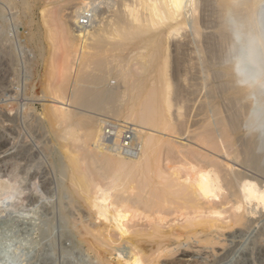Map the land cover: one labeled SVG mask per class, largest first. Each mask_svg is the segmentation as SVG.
Masks as SVG:
<instances>
[{"label": "bare ground", "instance_id": "1", "mask_svg": "<svg viewBox=\"0 0 264 264\" xmlns=\"http://www.w3.org/2000/svg\"><path fill=\"white\" fill-rule=\"evenodd\" d=\"M97 1L99 3L98 5L103 4L101 2L102 0L76 1L78 4L76 5L75 3L74 6L76 7H73V9H76L73 11L71 8L73 13H71V11L65 13L63 12L64 8H62L64 14H72V28H69L66 23H61L63 19L60 14L62 12H60V14L59 12L58 14L56 13L57 17L55 19L60 23L59 28L64 35V42L62 41L61 44L64 43L65 57L62 67H60L61 70L58 69L60 70L59 73H77L74 81L75 83H73L74 89L71 91L72 93L69 94L68 101L81 108L91 110L93 116L83 121L79 119L80 114L70 112V110L62 107L63 105L59 107L49 106L50 108H48V113L46 115L52 123L54 122L60 127L65 126L63 127L64 129L60 130L58 136L65 139L66 142L73 141L77 144V142L80 141L77 134L78 130L82 129L85 131V138L92 144L94 151V153L88 157L90 159L89 162L92 161V165L95 166L96 169L98 167L99 170H101L100 172H96V179L91 181L92 179L90 180L88 178L89 175L86 174V171H83L84 167L82 168V165L84 164L81 165V154L79 155L78 152L75 154L71 151L69 145H67L68 142L65 147L69 153L68 161L72 171L71 182L76 188L75 191L82 194V198L88 206V209H94L95 214L99 218L108 219L110 213L112 215V212L109 211L110 204H108L111 199V191L117 192L118 196H116V194L114 195L117 197L116 201L124 203L128 208L133 205L143 206L150 211L158 209L159 212L166 210V208H170L171 210H178L182 214L184 211H192L199 215L207 210H210L212 214H219L217 211L218 209L216 210L213 206H205L202 200H208L213 196L217 197L218 191L226 189V191H229L230 197H232V213L234 214L233 224L228 228H233V226L240 228L245 227L248 221L250 225L253 224L250 221L251 219H247L245 210L248 205L252 204L258 209L261 208V210H264V186L259 185V181L254 176L241 174L238 169L234 168L236 165L234 162H239L243 164V166L246 165L245 167H251V169H259L264 173V88L250 90L242 87L238 83V78L230 62V53L235 45V31H239L244 36L251 35L264 38V0H215V2L214 0H120V3L116 2L114 6H112L116 9L112 11V14L110 13L111 16L104 18V21L102 20L101 22L98 20L100 24L92 27V25L95 24L94 19L98 15ZM211 3L213 4L211 5ZM209 6L212 8V10L210 9L211 12L206 9ZM112 7L110 6V9ZM203 7L204 10L202 9ZM65 9L67 10L68 7ZM55 10L57 9L55 8ZM45 11L46 8L41 15H43ZM51 11H49V14ZM202 12L210 13V15H208L209 17H213V20H205L202 15L200 16ZM63 17L66 18L65 16ZM50 18L54 19L52 16ZM47 21L50 22L48 19ZM69 22L72 21L69 20ZM191 23L194 26V35L198 38L201 37L204 28H210V26L215 28L216 34L211 35V32H209L208 35L207 32H205L207 35L205 37V42H208V44L206 43L204 45H207L205 50V53H208V59L206 61L207 66L214 70V73L211 72V75L213 74L212 77L220 81L218 85L215 84L217 87L215 86L210 89L211 94H214L209 97L212 101L208 104L203 103L204 105L201 107L199 106V108H202L205 120L200 127L201 132L197 135V139L199 138L198 141H200L202 146L216 151L218 154H223L226 159H223L224 156H221L223 160H214L210 155L203 154L202 152H191L189 153V157H192L195 161H206L208 165L207 169L198 170L196 168L197 171L195 167L192 166L191 169L188 168L189 171L182 176L179 168L171 167L166 171L161 165V167L156 166V162H159L160 154L166 147L169 148L170 151L171 149H178L176 146L178 145L176 144L177 140L175 141L173 139V135L179 134L180 122L178 123V127L175 123L176 121L174 122L175 117L172 113L174 106L172 102L173 83L170 73L179 72L181 67V61H179L181 55L179 56V54L176 53L177 55L175 56L172 47L173 41L179 36H182V32H186ZM68 24L70 25V23ZM43 28L47 27L44 26ZM50 31L53 32L51 28L49 32H46L49 34ZM6 35L8 36V34ZM0 46H2V44ZM262 57H264V53H262ZM185 60L186 58L184 61ZM194 65L196 64L194 63ZM262 66H264V60H262ZM53 70L54 69H52V71ZM195 70L200 71L197 69ZM112 73L121 74L112 78L110 77ZM196 76L197 75H195V78H197ZM59 77L62 76L59 75ZM69 78L70 76L67 81ZM148 80H150L149 84L147 83ZM63 82L64 81L55 87L48 88L46 91L60 104H63L68 91L66 89L67 87L63 86ZM118 82L119 85L117 86ZM121 84H124L123 88H121ZM195 84L197 85V83ZM67 85L68 84H66V86ZM205 86L207 85H204V87ZM197 87L199 86L197 85ZM183 89H185L184 86ZM192 90L195 91L194 89ZM47 98H49L48 95ZM220 99L227 102V111L224 109L225 106L222 109H224L225 113L228 115L221 110V106L224 105L222 101L220 104L216 103V100ZM209 106L216 109L214 115L216 121L214 122L211 117L212 114L210 115V110H208ZM181 109L182 108L178 107L177 116L180 119L183 111H185L183 110L181 113ZM190 109L192 110V108ZM197 115H200V113ZM104 119H114L116 122L124 123L121 127H115L114 139H105L106 132L102 125ZM50 120L49 122L51 123ZM185 123L188 122L185 121ZM125 125H127V127L129 126L133 131L134 134L132 136H127L129 132L126 131L127 127ZM184 126L186 127L187 124ZM133 127L136 130H134ZM52 129V131H54V126H52ZM180 132L182 133V130H180ZM241 133L243 135H241ZM158 134H162L164 137L159 138L157 136ZM134 135L135 138H133ZM165 135L169 138H165ZM127 140L129 141L128 143L126 142ZM130 140H133V145L130 144ZM126 146H130L129 149H127L128 152L124 150ZM183 146L184 145H182V147ZM198 146L200 145L198 144ZM184 158L187 159L188 157L185 155ZM92 187L94 193L91 192ZM229 206L231 207L230 204ZM251 214V216H253L256 215L257 212L252 210ZM112 216L115 220L119 219L124 221V219L127 218L126 213L123 215L119 213L118 215ZM194 219L195 220L190 223H187L186 226L181 227L184 230L179 233L180 236L186 238L187 241L191 242V240L195 239L198 242L197 244L202 246H210L215 243L213 242L214 238L216 239L214 235L218 237V234L226 228L223 225H219L217 220L203 218H198V220H196V218ZM94 226L96 227V225ZM102 228L104 227L102 226ZM180 230L181 229H179V231ZM158 232L157 230L154 234H159ZM171 233L170 231V235ZM98 234L101 236L104 233L102 230H98ZM152 234L153 233H150L147 236H151ZM160 234L164 236L167 232H161ZM122 235H126V231H123ZM97 236L98 235H95V240L90 247L100 257L101 253H108L109 250L107 251L102 243L105 242V240L100 242L101 239L99 241ZM136 238L133 237L130 240L133 245L139 242ZM168 246L170 247L171 245ZM189 247L191 248L192 246L189 244L188 248ZM172 252L174 251L170 253ZM138 257L134 256V261L127 264L139 263ZM101 259L103 260L102 263L107 264L105 256L101 257Z\"/></svg>", "mask_w": 264, "mask_h": 264}, {"label": "rangeland", "instance_id": "2", "mask_svg": "<svg viewBox=\"0 0 264 264\" xmlns=\"http://www.w3.org/2000/svg\"><path fill=\"white\" fill-rule=\"evenodd\" d=\"M76 1L79 2L80 0H0V45L2 44V46H0L2 48H0V264H104L101 259V257L104 256L107 264L131 263L134 261V256H139L140 262L136 264H264V210H261V208L258 209L253 204L248 205V208L246 207L245 210V215L247 219H251L250 221L253 224L250 225L248 221L249 225L247 224L245 227L240 228L233 226V228H228L233 224L234 214L232 213V197H230V193L228 190L226 191V189L218 191L217 197L213 196L208 200H202L205 206H213L216 210L218 209L217 211L219 214H212L210 210H207L199 215L192 211H184L183 215L180 211L175 209L171 210L170 208H166V210L161 212H159L158 209L150 211L143 206L135 205H133L134 207L130 205L132 207L128 208L124 203L116 201L118 193L111 191V199L108 202V204H110L109 211L112 212V215H118L119 213L123 215L126 213L127 218L124 219V221L119 219L115 220L111 213L108 219L99 218L95 214L94 209H88V206L82 198V194L75 191L76 188L71 182L72 171L68 161L69 153L65 146L69 145L71 151L75 154L77 152L79 155L81 154V165L84 164L82 165V168L84 167L83 171H86V174L89 175L88 178L90 180L92 179L91 181L96 179V172L101 171L98 167L96 169L95 166L92 165V161L89 162L90 159L88 157L94 153L93 146L85 138V131L82 129H79L77 133L80 140L77 142L78 145L76 142H66L65 139L60 138L58 136L60 130L64 129L63 127L65 126L60 127L54 122L52 123L46 114L48 113V108L63 105L62 107L70 110V112L80 114L79 119L83 121L93 116L91 110L81 108L68 101V96L74 89L73 83H75L74 81L77 73H59L65 57L64 43L61 44L62 41L64 42V35L59 28L60 23L55 19L58 12L59 14L62 12V8H64L63 12L67 13L70 12L73 7H76L74 6ZM111 1L102 0L101 2L103 4L100 5H98L99 3L97 1L99 7V9L97 7L98 15L94 19L95 24L92 25V27L97 24L99 25V21L101 22L104 18L111 16L112 11L116 9L112 6L120 0ZM77 4L78 3H76V5ZM212 4L213 3H211V5ZM110 6L112 7L111 9ZM67 7L68 9L66 10L65 8ZM45 8V13L41 15ZM55 8L57 10H55ZM75 9H73V11ZM202 9L204 10V7ZM206 9L210 12L212 10L210 6ZM49 11L52 13L50 12L49 14ZM73 11H71V13H73ZM63 12L60 14L63 19L61 23H66L69 28H72V14L68 13L69 15H67ZM208 14L210 15L208 12H202L200 16L202 15L207 21L208 19L212 21L213 17H209ZM50 15L54 19H51ZM47 19L50 22H48ZM69 20L72 22H69ZM68 23H70V25ZM43 25L47 28H43ZM50 28L53 32L50 31L48 34L47 32H49ZM204 29L200 39L194 35V26L191 23L187 31H183L182 36H179L173 41L172 47L175 56L177 54H179V56L181 55L179 60L181 61L179 72L170 73L173 83L172 102L174 106L172 113L175 117L174 122L176 121L175 123L177 125L180 122V127L179 125L178 127L182 130L183 134L179 130V134L173 135V139L175 141L177 140L176 144L178 145L176 146L178 149H171L170 151L169 148L166 147L167 149L165 148L162 151L163 154L161 152L162 155L160 154V160L156 162V166L161 165L166 171L171 167H177L181 170L182 176H184L192 166L198 170L207 169L208 165L206 161L196 160V163L195 159L189 157V153L191 152H202L203 154L210 155L214 160L226 159L223 154H218V152L202 146L200 141H198L199 138L197 139V135L201 132L200 127L205 120L202 108H199V106L201 107L212 101L209 97L214 94H211L210 89L214 88L216 86L215 84L218 85L220 82L212 77L213 74L211 75V72L214 73V70L207 66L206 61L208 59V53H205L207 45H204L206 43L208 44V42H205V37L207 36L205 32H207L208 35L209 32H211L210 34L212 35L216 34V30L212 28V26ZM6 34H8V36ZM183 36H185L186 39ZM185 58L186 60L184 61ZM194 63L196 65H194ZM52 69H54V72ZM195 69L200 71H196ZM67 74L68 77L70 76V81H67ZM120 74L121 73H112L110 77L114 78ZM59 75L62 77H59ZM195 75H197V78H195ZM62 81H64L63 86L67 87L66 89L68 91L63 104H60L46 91L48 88L55 87L62 83ZM149 81L150 80L147 81L148 84L150 83ZM195 83H197L199 87H197ZM66 84L68 85L66 86ZM203 84L207 86L204 87ZM118 85L119 82L117 83V86ZM183 86L185 89H183ZM123 87L124 84H121V88ZM46 94L49 98H47ZM221 101L224 104L221 106V110L225 113V110L227 111V102L220 99L216 100V103L220 104ZM178 107L182 108L181 113L185 110L183 111L181 119L177 116ZM223 107L225 110L222 109ZM190 108H192V110ZM209 108L208 110H210V115H213H211V117L214 122L216 121L214 116L216 109L212 106H209ZM199 113L200 115H197ZM185 121L188 123H185ZM108 122L124 125V123L116 122L114 119H104L102 125L104 126ZM181 124L183 126L187 124V126L183 127ZM52 126H54V131H52ZM133 129L136 130L134 127ZM241 135L243 134L241 133ZM157 136L159 138L164 137L162 134H158ZM133 138H135V135ZM165 138L169 137L165 135ZM130 144H134L133 140H130ZM181 144L184 146L182 147ZM198 144L200 146H198ZM185 155L190 159H185ZM221 156H224L223 159ZM234 163L236 164L234 168L238 169L241 174L254 176L259 181L258 184L264 186V173L262 171L259 169H251L250 166V168L245 167L246 165L243 166V164L239 162ZM240 167H242L243 170ZM91 192L94 193L93 187L91 188ZM115 194L116 196H114ZM252 210L256 211L257 214L251 216ZM188 213L191 214L189 215ZM193 217L196 218V220H198V218L217 220L219 225H223L226 228L220 232L221 235L218 234V237L214 235V237L216 236V239L214 238L213 241L215 243L210 246H202L197 244L198 242L195 239L190 242L187 241L186 238L180 236L181 231L184 230L181 227L195 220ZM94 225H96V227ZM102 226L104 228H102ZM156 229L159 231V234H154L155 231H157ZM179 229L181 230L179 231ZM98 230H102L104 234L99 236ZM123 231H126V235H122ZM170 231L172 232L171 235ZM161 232H167V234L161 236ZM150 233L153 234L147 236ZM95 235H98L97 239L99 241L101 239L100 242L105 240V242L102 243L106 250H109L108 253H101L100 257L90 247L95 240ZM133 237H137L136 240H139L137 244L133 245L131 243L130 240ZM189 244L192 246L191 248L189 247L190 249L188 248ZM168 245L171 246L169 247ZM171 251L174 252L170 253Z\"/></svg>", "mask_w": 264, "mask_h": 264}, {"label": "clouds", "instance_id": "3", "mask_svg": "<svg viewBox=\"0 0 264 264\" xmlns=\"http://www.w3.org/2000/svg\"><path fill=\"white\" fill-rule=\"evenodd\" d=\"M235 45L230 53L238 83L247 89L264 88V38L244 36L239 31L234 32Z\"/></svg>", "mask_w": 264, "mask_h": 264}, {"label": "built area", "instance_id": "4", "mask_svg": "<svg viewBox=\"0 0 264 264\" xmlns=\"http://www.w3.org/2000/svg\"><path fill=\"white\" fill-rule=\"evenodd\" d=\"M116 126L121 127L122 125H119L117 123H107L106 125L103 126L105 129V132H106L105 139H114V131H115ZM125 126L127 127V125H125ZM126 131L129 132V134H127L128 137L130 136L131 133H132L131 136L133 135V131L129 128V126L127 127ZM126 142L128 143L129 141L127 140ZM129 147L126 146V148H124L125 152L126 151L128 152L127 149H129Z\"/></svg>", "mask_w": 264, "mask_h": 264}]
</instances>
